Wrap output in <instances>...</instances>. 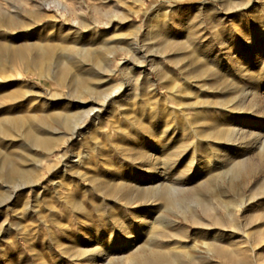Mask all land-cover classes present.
Here are the masks:
<instances>
[{
    "label": "rangeland",
    "instance_id": "374dc122",
    "mask_svg": "<svg viewBox=\"0 0 264 264\" xmlns=\"http://www.w3.org/2000/svg\"><path fill=\"white\" fill-rule=\"evenodd\" d=\"M0 7L21 20L0 27V122L18 119L19 130L48 139L44 147L0 139V154L37 180L0 181V264H142L154 254L177 264H264V0ZM34 43L52 46V61H73L71 72L94 90L61 83L56 63L28 64ZM181 85L200 108L184 111L168 94ZM151 107L161 118L151 119ZM123 195L139 199L128 205Z\"/></svg>",
    "mask_w": 264,
    "mask_h": 264
},
{
    "label": "bare ground",
    "instance_id": "6f19581e",
    "mask_svg": "<svg viewBox=\"0 0 264 264\" xmlns=\"http://www.w3.org/2000/svg\"><path fill=\"white\" fill-rule=\"evenodd\" d=\"M24 13V12H23ZM18 14L17 13H15V14H12V13H10L8 10H5V9H2L1 7H0V27H8V28H10V27H14L15 25H18V24H20L21 23V20H20V18H18ZM27 47V46H26ZM30 51H31V53H32V58L31 59H29L30 60V62H28V64H33L35 67H37V68H39V67H42V68H44V69H46V71L48 70V71H51V70H49V67L53 64V63H56L57 64V67L59 68V72L57 73V76H58V80L62 83V82H64L66 79H68V82H70L72 85H73V87L74 88H76V87H81L82 89L81 90H84V91H86V92H89V91H92V90H94V87L93 86H91V85H88V84H83V80H82V77H80L81 75L79 74V72H71V69H73L72 68V63L71 62H73V61H71V62H69V61H61V60H53L52 61V58H53V48H52V46H49V45H45V44H38V43H34V44H29L28 45V47H27ZM0 51H2L1 50V47H0ZM25 52V51H24ZM9 55V54H8ZM87 56L88 57H90L89 55H87V54H83V60L84 59H86L87 58ZM23 57V56H22ZM21 57V58H22ZM4 58H6V57H4ZM91 58V57H90ZM93 59V58H92ZM97 59H98V57H97ZM3 60V59H2ZM25 61H27V58H26V60ZM80 61V60H79ZM78 61V62H79ZM85 61V60H84ZM95 61V60H94ZM81 62H83V61H81ZM74 63V62H73ZM95 64L96 65H98V66H100L101 64H103V63H100V60H97L96 62H95ZM81 65V64H80ZM93 65V64H92ZM97 66V67H98ZM101 66H103V65H101ZM100 66V67H101ZM41 68V71L43 70ZM96 68V67H95ZM106 68V67H105ZM99 69V68H98ZM107 69V68H106ZM201 70V69H200ZM40 71V72H41ZM55 71V70H54ZM38 72H39V69H38ZM203 73H204V71L202 72H199L198 74H197V76H203ZM37 75H44V74H41V73H38ZM47 76V75H46ZM68 76V77H67ZM54 77V76H53ZM52 78V77H51ZM57 83H58V81H57ZM120 86V85H119ZM180 87V86H179ZM170 88V87H169ZM120 89V87H116V88H113L112 89V92H111V94L113 93V92H116V91H118ZM170 90V91H169ZM168 91H169V95L171 96V97H173V98H175V100L177 99V102L179 101L180 103H182L183 104V106L185 107L183 110L184 111H186L185 109H187V108H192V109H197V108H200V105L197 103V102H190V101H188V102H186L184 99H183V96L186 94V93H189V87L186 85H181V87L178 89V90H172V89H169ZM184 98H186V96L184 97ZM104 102V101H103ZM178 102V103H179ZM175 107V106H174ZM152 108V107H151ZM179 108V107H178ZM158 109V108H157ZM172 109H174V108H172ZM192 109H190V110H192ZM92 110L93 109H91V110H89L90 112H92ZM98 110V109H97ZM175 110H176V108H175ZM89 111L88 112H86L85 114H86V117H88L89 116ZM119 111V110H118ZM153 113H151L152 114V116H150V117H152L151 119L153 120V119H158L159 117L161 118V113L160 112H158V111H153V108H152V110H151ZM150 111V112H151ZM159 111H161V109L159 108ZM183 111V112H184ZM198 111V110H197ZM203 111V110H202ZM116 113H117V111H115ZM177 112V111H176ZM176 112H174V113H172V114H174L175 115V113ZM168 113L170 114V112L168 111ZM167 113V114H168ZM163 114V113H162ZM168 114V115H169ZM196 114V116H195V119H197V118H199V117H201V115H202V112H197V113H195ZM173 115V116H174ZM184 115H186L185 113H184ZM194 115V114H193ZM163 116H165V115H163ZM168 117H171V116H168ZM181 117V116H180ZM172 118V117H171ZM177 118H178V115H177ZM176 118V120H178ZM183 118H185V117H183ZM183 118H182V120H183ZM151 119H149V120H151ZM175 118H172V121L174 120ZM179 119H181V118H179ZM18 119H10V118H7V119H5V120H3V121H1L0 122V139H3V140H7V139H11V137H20V138H23L24 140H25V143L27 144V142L28 143H32V144H36L38 147H44V146H46V144H47V142H48V139L46 138V137H43V138H38V137H36L34 134H30L31 132H29V131H21V130H19L18 128V126H17V124H18V121H17ZM160 120V119H159ZM198 120V119H197ZM166 120H164V122H165ZM199 121V120H198ZM71 122V117L68 115V116H65L63 119H61L60 120V124L62 125V126H64V127H69L70 126V123ZM174 122V121H173ZM177 122V121H176ZM175 122V123H176ZM82 123V121L80 122V123H76L72 128H71V130H70V134H69V136H71L73 133H74V131H75V129L77 128V127H79V125ZM178 123V122H177ZM6 124H8V126L10 125L11 127H13V131H14V134L13 135H11L9 132H10V130L8 129V126L6 127ZM179 124V123H178ZM178 124L175 126V127H177L178 126ZM194 124V123H193ZM196 124V123H195ZM157 125V124H156ZM165 125H166V123H165ZM174 125V124H173ZM152 126V125H151ZM140 129V132L142 131V130H147V129H149L150 130V127L149 126H147V125H144V124H142V123H139V126H138ZM157 127V129L159 128V125L158 126H156ZM174 127V126H173ZM179 127V126H178ZM177 127V128H178ZM190 128H191V125H190ZM139 130H138V132H139ZM149 130H147L146 131V135H145V139L146 140H148L149 139V137L151 136V133L149 132ZM163 130L164 129H161V130H159V132L160 133H162L163 132ZM166 130V129H165ZM167 131V130H166ZM166 131H165V133H166ZM190 131L193 133V135H194V138L196 137V139H197V141H199L202 137H201V133H200V131H198V130H194V126H193V128H191L190 129ZM219 131V132H218ZM216 133H218L219 135H221V136H224L225 138H226V140H229L230 139V136H231V134H232V132L228 135L227 133L226 134H224V132H223V130L221 131V130H218ZM168 132V131H167ZM141 134V133H140ZM162 135V134H161ZM135 137H137L136 136V134L135 135H133V137L132 138H135ZM151 138V137H150ZM161 138V137H160ZM160 138H158V139H160ZM217 138V137H216ZM49 141H50V139H49ZM144 141V140H143ZM142 142V141H141ZM195 143H197V142H195ZM49 153H53V150H49ZM79 155V154H78ZM20 159V158H19ZM78 161V160H77ZM73 166H74V164H69V165H67V164H65L64 165V168H63V171H67V170H69V171H72V168H73ZM38 167V166H37ZM35 169H36V167H35ZM33 171V168H31V169H27V168H24V167H21V166H19V165H17L15 162H14V159L11 157V156H9L8 154H0V181H3V182H12L13 181V179H16V178H22V179H25V184L26 183H29V185L30 184H32V185H34V184H36V181L37 180H30L29 178H28V176H30V178H32L31 177V175H29L31 172ZM17 183V182H16ZM21 184V183H20ZM17 186V185H16ZM110 188V187H109ZM113 190V189H112ZM156 193V195L158 196V197H161L165 202H167V203H172V199H171V196H170V194H169V191H167V190H164V191H159V190H156L155 191ZM155 194L154 195H152L153 197L155 196ZM142 196V195H141ZM123 198H125L126 200H125V204H128V205H130V204H132V203H134V202H136L137 201V199H139V196H126V195H123ZM193 199H194V201H192L193 202V205L194 206H199V205H204L205 203H203V199L204 198H201V197H193ZM217 200L219 201V203L223 206V208H225L226 210H228V207H229V205H230V203H226V202H222V199H220V198H217ZM146 201V200H145ZM227 213H228V211H226ZM166 258H164L161 254H154L153 255V257L152 258H146V259H144V260H142V264H177V261H176V259H175V257L174 256H170V258L169 259H166ZM240 264H246V262H241Z\"/></svg>",
    "mask_w": 264,
    "mask_h": 264
}]
</instances>
